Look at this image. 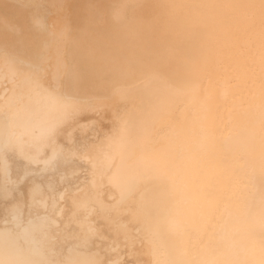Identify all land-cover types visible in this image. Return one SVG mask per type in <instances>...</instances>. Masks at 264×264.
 I'll return each mask as SVG.
<instances>
[{"label": "bare ground", "instance_id": "obj_1", "mask_svg": "<svg viewBox=\"0 0 264 264\" xmlns=\"http://www.w3.org/2000/svg\"><path fill=\"white\" fill-rule=\"evenodd\" d=\"M5 230L6 264H261L264 0H0Z\"/></svg>", "mask_w": 264, "mask_h": 264}, {"label": "snow or ice", "instance_id": "obj_2", "mask_svg": "<svg viewBox=\"0 0 264 264\" xmlns=\"http://www.w3.org/2000/svg\"><path fill=\"white\" fill-rule=\"evenodd\" d=\"M53 135H55V130L52 132ZM3 182H4V190L7 193V190L10 186H15L20 189L19 193V199L11 205V209L15 211H19L22 213L23 206L22 202L24 201L25 197H27L30 201L35 202L36 198L38 196L43 195V187L41 185L36 184L35 182L29 183V176L27 174L21 175L17 177L15 181L11 178V172L9 168L7 167V161H4V168H3ZM7 198V197H6ZM29 210L31 211V205H29ZM15 219V216L12 217ZM41 220V224L39 227L43 228L45 226L44 222L47 220L46 217H39ZM9 221L6 218L4 221L5 227L7 228ZM54 223V222H53ZM29 225H33V220L30 218L28 220ZM27 228H23L22 231L27 232ZM5 234H11L9 231L5 230L3 232H0V237H2ZM0 264H6V262L3 259H0ZM7 264H18V262H7ZM261 264H264V259H262Z\"/></svg>", "mask_w": 264, "mask_h": 264}]
</instances>
